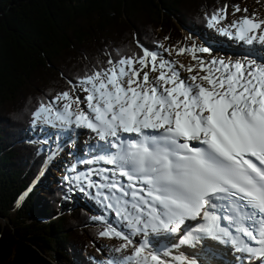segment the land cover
Here are the masks:
<instances>
[{
    "label": "snow or ice",
    "instance_id": "1",
    "mask_svg": "<svg viewBox=\"0 0 264 264\" xmlns=\"http://www.w3.org/2000/svg\"><path fill=\"white\" fill-rule=\"evenodd\" d=\"M235 10L242 11L239 6ZM222 12L224 8L211 14L209 27L226 19ZM230 27L240 41L264 45V20L245 16ZM217 30L232 35L224 27ZM158 59L157 53L145 49L135 59L109 60L113 67L80 80L79 86L88 93L85 97L63 91L39 105L34 115L43 123L95 133L102 144L93 147L103 153L96 159L117 166L65 179L95 189L100 201L127 222L131 234L115 227L100 233L126 241L116 252L134 249L109 264H172L150 249V233H183L178 240L185 245L200 239L198 234L231 235L229 228L247 238L239 250L264 264V66L213 60L220 65L217 72L223 69L213 75L200 60V71L206 74L185 79L175 62L159 59V75L153 79L149 71H157ZM137 60L138 69L133 67ZM125 134L139 139H125ZM116 175L124 177L127 185ZM221 220L229 227H222ZM188 221L196 223L185 232ZM135 235L145 239L136 242ZM177 264L197 262L181 256Z\"/></svg>",
    "mask_w": 264,
    "mask_h": 264
},
{
    "label": "trees",
    "instance_id": "2",
    "mask_svg": "<svg viewBox=\"0 0 264 264\" xmlns=\"http://www.w3.org/2000/svg\"><path fill=\"white\" fill-rule=\"evenodd\" d=\"M244 1L0 0V264H78L75 252L101 236L62 186L31 189L46 160L29 142L39 105L109 60L188 44L181 25L202 33L211 14Z\"/></svg>",
    "mask_w": 264,
    "mask_h": 264
},
{
    "label": "rangeland",
    "instance_id": "3",
    "mask_svg": "<svg viewBox=\"0 0 264 264\" xmlns=\"http://www.w3.org/2000/svg\"><path fill=\"white\" fill-rule=\"evenodd\" d=\"M239 8L242 11L237 12L235 10L236 8H227L225 12L220 13L221 16L226 15V19H222L219 25H216L214 27H208L207 30L203 29L202 33L191 32L185 29L180 24L182 29L180 27L179 28L181 29L182 33L186 35V38L189 43L186 45H181V46H175V45H169L167 43H163L162 48L158 51L160 53L158 54V58L175 62L177 68L179 69L181 73V77L185 79L190 77L189 75H186L185 73L189 66L194 68V74L198 70L200 71V60L205 62L206 68H212L213 74H216L215 73L216 64L211 63V61L213 60H216V61L223 60L225 63L235 64L236 61H234V59H231V57L238 55L239 54L238 52L244 53L245 49H242V50L239 49V47H244V46H242V44H239V45L234 44V43L231 44L232 43L231 37H229L228 35L222 34L217 29L219 27H224V28H227L230 33L235 34V29L230 27L231 23L234 21L242 20V18L245 16H253V15L255 16L257 22L260 20H264V0H245ZM243 9H247V11L245 12L243 11ZM193 46H195V48ZM199 47H207L209 48V51L200 52L198 50ZM182 48L186 49V51H184L183 53L180 52V49ZM257 48L260 49L259 46H257ZM258 49H256V47L254 46L251 52L258 51ZM245 55L247 56L248 52ZM245 55H241V56L245 57ZM194 57L198 59H194ZM148 59L150 62V58ZM159 59L157 61V71L152 72V71H149L148 68L144 69V71H149V75L153 79L159 75V68H158ZM180 65H184L185 67H180ZM119 66L120 65L118 64L116 65L117 68ZM111 67H113V65H110L109 68ZM133 67L137 69L141 67L138 60L133 65ZM204 73L205 72H201V73L198 72V74L199 75L201 74V76ZM142 74L143 73H141V75ZM204 83L206 84V82ZM74 89L75 91L70 93L73 96L78 95L81 98H83L88 94L84 92L83 89L79 85L75 86ZM64 102H67V101H61V103H64ZM72 107H76V105L73 104ZM80 107L85 108L86 106L85 104H81ZM13 111L16 112L17 110H12L11 112ZM31 130L36 135L35 141L48 154L47 167H44V175L38 176V178L34 182L31 189L38 187L40 182H42L44 179H45V183L48 188H54L56 186H61V185L66 186L67 195L73 198L72 202H74L75 207L77 206L79 208L86 209L90 213L94 214V217L97 220L102 219L101 214H95L93 212V209L89 208L88 206L89 203H91L95 207V204H93L91 200L86 199L82 194L76 195V189H75L76 182L65 179L66 177H69V176H72V177L76 176L77 170H81V167L77 165L75 167L76 169L75 172L72 170L73 169L72 164H73V159H74V157L72 158V156L75 155L76 151L80 152L79 150L81 149L77 150L79 148V145L81 147V144H82V147H83L85 143L84 135L86 134V136H89V137L92 135L93 137L95 133L91 132L88 129L79 128L77 129L78 134L75 136L73 133V128H70V130L66 131L67 136L65 138L60 137V136L57 137V134L59 135L60 133V131H58V126L54 127L47 123H43L41 119L37 117H36V122L33 125ZM87 133L91 135H87ZM82 136H84V138H80ZM76 140H77V143L75 144V146H71V145L66 146L65 150L67 152L66 151L63 152L64 148L62 146H64V144H68V143L71 144V143H74ZM80 140L82 143L80 142ZM59 142L61 143L59 144ZM57 147L58 148L62 147V148L58 150L57 152H55ZM87 169L88 171L92 170V165L88 164ZM66 182L68 184H66ZM45 191H46L45 187L43 186L42 189L40 190L41 192L40 195H42ZM22 200L23 199L21 198L20 201ZM113 227H115L117 230L123 231L126 234H131V232H129L128 230H125L124 227L121 228L120 224L117 225V227L116 226H113ZM133 238H136V237H133ZM140 241L141 240L138 239L137 242H140ZM125 242L126 241H124L121 238H109V237L103 236L101 237V240L98 241L93 248L91 249L87 248L85 251H82L81 249L79 250L80 252H75L74 257L77 260L78 264H109V262L106 261L107 258L110 256L109 253H113L114 257H116V260L122 259L125 253H129V254H126L125 256L130 255V252H128L127 250L126 251L124 250L122 252L115 251L116 248L120 247V245ZM74 257H72V259H74ZM54 259L55 260H51L53 261V264H71L69 262H65V259L59 255H55Z\"/></svg>",
    "mask_w": 264,
    "mask_h": 264
},
{
    "label": "bare ground",
    "instance_id": "4",
    "mask_svg": "<svg viewBox=\"0 0 264 264\" xmlns=\"http://www.w3.org/2000/svg\"><path fill=\"white\" fill-rule=\"evenodd\" d=\"M229 37H231V44H237V45H239V44H241L240 42H242V41H240L238 38H236L235 37V34H232V35H228ZM234 36V37H233ZM258 45V44H257ZM260 49L261 48H264V46H262V47H259ZM256 51H252V52H248V55L246 56L245 55V57H242L241 55H235V56H233V57H231V59H234V61L235 60H238L239 58H244L249 64H251V63H255V65H258V64H260V62H258V61H254V60H252L253 58H252V56L254 55V53H255ZM233 55V54H232ZM250 59V60H249ZM216 70L218 69V68H220V65H219V63H217L216 65ZM223 71V69H221V72ZM198 72L199 73H201V71H197V72H195V74H194V71L193 72H189L188 70L185 72L186 73V75H189V76H191V75H197L198 74ZM221 72H215L216 74H213V75H220L221 74ZM201 75V74H200ZM202 75H205V73L204 74H202ZM199 82V81H198ZM70 128H73V133H74V135L76 136L78 133V131H77V129H79V128H76L75 126H72V127H64V128H61V127H58V131H60V133H59V135L57 134V137L58 136H60V137H66L67 136V132L66 131H68V130H70ZM72 130V129H71ZM87 135H91V134H89V133H87ZM85 136V139H86V146H99L100 144H102V142H100V141H98V139H97V137H95V134H94V136L93 137H95V140H93L92 138V135L89 137V136H86V134L84 135ZM58 141V140H57ZM71 141H73V140H71ZM70 141V142H71ZM78 147V146H77ZM80 151V150H79ZM112 151V150H111ZM113 152V151H112ZM80 153V152H79ZM93 154H97V152H96V150L95 149H93V152H91L90 153V157L93 155ZM71 156V155H70ZM74 156H72V158H73ZM73 161H74V159H73ZM96 163H99V164H101V167H102V169L103 168H107V169H115V168H109V167H111L112 165L111 164H107V163H105L104 161H97V162H94L93 164H92V169H97L98 168V166L96 165ZM104 164H106L107 166H109V167H106ZM86 172H88V169H87V165L85 166V170L80 174V175H83V174H85ZM109 174H111V173H109ZM95 178V177H94ZM120 178V176L119 175H116L115 176V179H119ZM78 183V182H77ZM127 227H128V225H127ZM128 231L129 232H131V230L129 229V227H128ZM154 236H155V234H149L148 236H147V239L151 242V244H152V240H153V243L155 244V241H156V239L154 238ZM162 236V237H161ZM160 236V238H162V242L163 243H165V244H168L169 242H170V240L172 239V237H170L168 234H163V235H161ZM133 237H136V238H133ZM132 237V239L134 240V241H138V239L139 240H143V238H141L140 237V235H135V236H133ZM239 238H241V237H239ZM144 239H145V237H144ZM126 243V242H125ZM125 243H123V244H125ZM122 245V244H121ZM161 244H159V246H160ZM190 247L191 246H188V247H183L182 248V256L183 257H185L187 260H195V261H197V263L198 264H200V263H205V264H234V262H230V263H225L224 261H226L225 259H227V260H229V261H231L232 260V257L230 256V254H224V255H220V256H215L214 257V262L212 261V259L211 258H209V257H207V256H205L204 255V253H206L207 252V248L206 247H204V246H202V247H199L198 249H190ZM225 248H228V247H226V246H224ZM128 251V252H130V255H131V253H132V251L134 250L133 249V247L132 246H129L128 248H126L125 249V251ZM124 251V250H123ZM122 252V251H121ZM155 252H157L158 253V251H155ZM166 252L168 253V255L167 256H165L164 254H162V253H159V255H161V257H163L164 259H167V260H169V261H171L172 262V264H177V260H178V258L180 257L179 255H178V253H176L175 252V250L174 249H172V250H170V251H168V249L166 250ZM212 252H208V254H211ZM110 254V256H109V259H114V260H116V257H114V254L113 253H109ZM112 254V255H111ZM122 254V253H121ZM126 254H129V253H125L124 254V256L126 255ZM121 258V257H120ZM120 260V259H119ZM220 260H222V261H220ZM104 263V262H103ZM238 264H240V263H238Z\"/></svg>",
    "mask_w": 264,
    "mask_h": 264
}]
</instances>
